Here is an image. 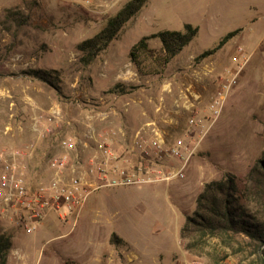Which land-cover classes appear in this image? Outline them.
Segmentation results:
<instances>
[{"label": "rangeland", "instance_id": "rangeland-1", "mask_svg": "<svg viewBox=\"0 0 264 264\" xmlns=\"http://www.w3.org/2000/svg\"><path fill=\"white\" fill-rule=\"evenodd\" d=\"M111 1L0 0V18L5 9L35 3L33 26L13 47L0 29V153L25 155L33 189L49 184L48 162L58 154L66 156L64 180L71 169L81 178L97 156V139L111 151L108 167L131 180L154 181L91 190L78 212H50L31 234L0 220V231L12 235L6 264H176L187 256L201 264H262L243 236L206 237L187 247L179 230L204 183L230 173L241 188L249 167L264 157V0H148L84 68L76 44L128 0ZM185 23L198 29L190 43L152 74L160 45L149 40L139 73L128 56L131 46ZM239 28L211 56L194 60ZM238 47L247 59L243 65L240 55L233 60ZM28 70L58 76V90L23 73ZM115 84L126 92L110 93ZM153 137L161 149L146 147L143 154L137 141ZM70 140L75 147L66 152L63 143ZM186 148L192 154L183 177H173L182 161L169 153ZM248 209L259 211L253 204ZM111 233L123 242L111 245Z\"/></svg>", "mask_w": 264, "mask_h": 264}, {"label": "trees", "instance_id": "trees-1", "mask_svg": "<svg viewBox=\"0 0 264 264\" xmlns=\"http://www.w3.org/2000/svg\"><path fill=\"white\" fill-rule=\"evenodd\" d=\"M148 0H128L117 12L111 16L96 34L76 44L79 52L78 62L86 68L104 52L110 43L118 36L124 25L136 16ZM35 3L5 9L0 18V29L12 38L10 46L18 42V37L30 29L32 18L30 11ZM197 27L189 23L183 25L182 30H162L140 38L135 42L128 56L139 73H144L141 66L149 54L148 41L158 40L160 45L159 55L153 58L152 74H160L168 64L187 46L197 33ZM239 29L225 34L219 44L203 51L194 58L196 62L211 56L228 40L234 37ZM30 78L45 82L54 90L58 76L42 70H28L23 72ZM110 93L123 94L125 91L121 84H115ZM248 204H253L259 211L248 209ZM264 157L256 159L249 167L242 187L237 185L233 174L224 173L219 179L203 184L201 191L195 198L193 211L185 216L184 224L179 230V238L188 242L187 247L197 244L206 237L237 235L248 239L258 258L264 264ZM123 241L115 233L109 236V243L113 246L120 245ZM12 248V235L0 231V264H6L7 256ZM62 264H78L67 259Z\"/></svg>", "mask_w": 264, "mask_h": 264}, {"label": "built area", "instance_id": "built-area-1", "mask_svg": "<svg viewBox=\"0 0 264 264\" xmlns=\"http://www.w3.org/2000/svg\"><path fill=\"white\" fill-rule=\"evenodd\" d=\"M118 1L112 0L110 6H114ZM237 52L238 55L234 56L233 60L238 61L240 55L243 65L247 60L243 48L238 47ZM93 140L97 156L87 162L81 178L75 177L73 175L75 170L71 169L70 178L68 181L64 180L61 173L65 169L66 156L58 154L48 162L49 169L53 172L49 184L33 189L27 185L25 155L14 150L0 153V220L14 223L23 233L31 234L37 230L50 212L60 213L62 207L67 209L68 214H73L74 211L78 212L91 190L154 181L150 177L143 181L131 180L125 175V171L108 167L109 159H112L111 151L108 150L105 143L96 141L97 139ZM136 144L145 155L148 154L146 147L161 149L160 141L154 137L149 143L137 141ZM63 146L66 152H71L74 150L75 144L70 140L64 142ZM185 150L186 153L178 149H171L169 153L182 161V166L173 177H183L186 162L192 154L190 148ZM163 179L166 180L168 177ZM176 264L201 263L197 258L187 256L177 261Z\"/></svg>", "mask_w": 264, "mask_h": 264}, {"label": "crops", "instance_id": "crops-1", "mask_svg": "<svg viewBox=\"0 0 264 264\" xmlns=\"http://www.w3.org/2000/svg\"><path fill=\"white\" fill-rule=\"evenodd\" d=\"M147 123L151 124V123H153V121L149 120ZM150 128H153V127L150 125V126L148 127V129H150ZM147 135H149V134H147Z\"/></svg>", "mask_w": 264, "mask_h": 264}]
</instances>
